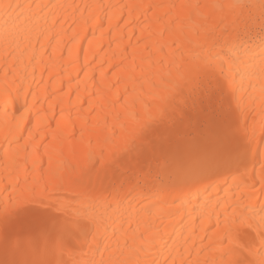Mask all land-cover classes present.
Instances as JSON below:
<instances>
[{"label": "snow or ice", "instance_id": "obj_1", "mask_svg": "<svg viewBox=\"0 0 264 264\" xmlns=\"http://www.w3.org/2000/svg\"><path fill=\"white\" fill-rule=\"evenodd\" d=\"M0 7L7 16L13 5ZM21 14L20 24L38 16L43 24L27 30L21 49L5 20L0 264H264V161L255 170L264 152V0H32ZM137 22L136 44L114 65L127 74L113 73L107 85L124 84L119 128L105 123L87 137L82 131L75 145L58 144L59 122L53 129L46 116L50 96L42 102L36 69L26 71L37 52L40 63L46 55L51 62L53 44L59 48L67 33L71 43L84 27L86 35L106 25L109 35L113 28L134 33ZM245 75L261 83L258 108L237 95L236 78ZM100 85L89 95L97 97L103 79ZM44 154L48 167L40 170ZM221 184L241 197L209 195L198 212L189 209L192 196ZM186 216L197 226L178 243L165 239Z\"/></svg>", "mask_w": 264, "mask_h": 264}, {"label": "bare ground", "instance_id": "obj_2", "mask_svg": "<svg viewBox=\"0 0 264 264\" xmlns=\"http://www.w3.org/2000/svg\"><path fill=\"white\" fill-rule=\"evenodd\" d=\"M3 0H0L2 3ZM8 3L13 5L12 10L6 16L2 7H0V52L3 51V38H4V28L5 20L7 19V27L9 29L10 39H14L16 43L20 44L21 49L26 43V37L28 35V29L32 27L33 24H43V20L40 17H36L35 20L25 22L20 24L16 18L20 17L23 20V6L27 3L32 2V0H7ZM37 2L42 3H61L64 0H37ZM71 3L73 0H67ZM76 3H81L82 0H75ZM83 2H88V0H83ZM105 3H136V2H157V0H104ZM208 2V0H204ZM19 5L20 7H16ZM47 11V10H45ZM43 15V13L41 14ZM115 21H113V25ZM16 25H19L17 27ZM67 27V25H65ZM123 27V26H122ZM81 32L80 39L74 42H68L71 33H67L64 36V43L60 45L59 48L53 44V51L51 56L52 61L49 62L48 56L44 57V63L39 62V54L37 52V61L33 63L32 67H28L26 71L32 73L33 68L35 71V82L33 83V89L36 90L43 101L45 95L50 96V99L45 103V107L48 104L52 105V108L47 112V119L51 122V127L56 128L57 122H59L60 132L62 135L58 137L57 143H62L64 147H69L75 145L79 141L81 132L85 137L90 134V130L98 131L104 128L105 123H107L108 131L112 130L113 125L119 128L122 120L115 118V113L124 112L125 109L121 107L119 101V95L123 92L124 84L121 83L115 89L107 88V85L115 82L116 77L113 73L119 76H124L126 72L118 71L114 65L119 64L121 61V52L124 50L125 46L128 47V51L131 52V46L135 45L137 41V36L140 34L139 22L135 28V32L132 29L117 30L113 28L111 35L107 31V25L104 29L96 31L93 28L91 31L95 32V35H86L88 32L87 27L79 29ZM127 34V36H126ZM145 36L148 35L147 32L144 33ZM35 45V39L32 40ZM63 51V54H61ZM79 56V59H77ZM24 59V57H21ZM127 63V62H126ZM47 66L48 71L44 72L43 77L41 72ZM101 72L104 73L101 77ZM51 77V79H50ZM43 79V83H41ZM103 79L105 88L102 89L97 97H92L89 95L94 88L100 89V82ZM69 81L71 83L69 84ZM237 95L241 93L245 94V97H252L256 100V107H259V88L261 83L258 78H249L247 75L241 79L237 76ZM39 85V88H37ZM138 87V85H137ZM147 87V85L145 86ZM47 89V92H45ZM31 99V98H29ZM84 101H90V103H85ZM20 103L16 104V107H20ZM90 106L94 108V111H89ZM22 110V109H21ZM61 110H63V116L60 115ZM19 116V113H17ZM88 116L91 120V124H84L83 117ZM130 119V117H125ZM35 123V120H33ZM2 144V140H0ZM43 152V149H42ZM0 157H2V151H0ZM264 161V152L257 158L255 162V170L258 173L260 168V162ZM0 164H2V159H0ZM31 164V161H29ZM40 170H45L48 167V156L44 154L38 165ZM251 170L252 164H249ZM2 170V169H0ZM229 184L232 183L229 178ZM220 188L213 190L211 193H206L201 190L196 195L192 196V204L188 207L191 209L193 206L196 207L197 212L200 210V206L205 203L206 198L211 195L213 200L223 199L225 196L232 198L235 194V198H240L242 193L235 189L234 187L229 189L228 185L221 184ZM6 193H0V198H2ZM264 203V201H261ZM257 207L259 204L257 203ZM196 213H193L195 215ZM196 223L191 221L187 216L184 218L183 222L179 220L174 221L172 226L167 229L168 236L172 237V241L179 242L178 238L183 233L188 234V231L192 227H196ZM173 233H175L173 235Z\"/></svg>", "mask_w": 264, "mask_h": 264}]
</instances>
